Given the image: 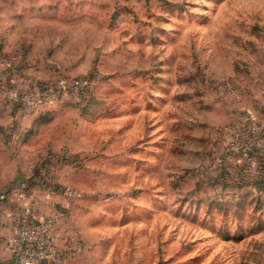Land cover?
<instances>
[{
    "label": "rangeland",
    "instance_id": "rangeland-1",
    "mask_svg": "<svg viewBox=\"0 0 264 264\" xmlns=\"http://www.w3.org/2000/svg\"><path fill=\"white\" fill-rule=\"evenodd\" d=\"M0 5L15 86L84 85L3 134L28 174L0 200L54 220L50 264H264V0Z\"/></svg>",
    "mask_w": 264,
    "mask_h": 264
},
{
    "label": "built area",
    "instance_id": "built-area-1",
    "mask_svg": "<svg viewBox=\"0 0 264 264\" xmlns=\"http://www.w3.org/2000/svg\"><path fill=\"white\" fill-rule=\"evenodd\" d=\"M0 62L7 64V59L0 46ZM9 82L16 85L15 77ZM5 92L4 108L9 114H15L19 109H33L40 105L61 99L65 92H71L74 98H79L84 88L80 78L60 77L56 80L45 82L36 89H23L15 86L12 89L2 87ZM15 230L7 237L6 246L11 250L12 256L0 264H50L56 255L53 235L54 220L52 218L33 217L21 215L16 219Z\"/></svg>",
    "mask_w": 264,
    "mask_h": 264
},
{
    "label": "crops",
    "instance_id": "crops-1",
    "mask_svg": "<svg viewBox=\"0 0 264 264\" xmlns=\"http://www.w3.org/2000/svg\"><path fill=\"white\" fill-rule=\"evenodd\" d=\"M3 0H0V4ZM14 25L12 18L6 15L5 10L0 5V42L2 43L3 51L7 58L6 67L0 65V91L3 86L6 89H12L14 84L9 82V79L16 77L18 80H26L27 82L33 80L35 77V68L32 59H28L22 47L14 39ZM2 40V41H1ZM16 43V44H15ZM19 48V49H18ZM10 64V65H9ZM36 79V78H35ZM6 93L0 92V190L2 187L12 182L11 180L20 181L22 177L28 174V171L19 169L17 157L11 156L5 151L6 140H3L4 132H7L11 126L20 122L22 112L9 114L4 108ZM19 124H22L21 122ZM21 182V181H20ZM21 182L20 184H22ZM12 184V183H11ZM10 184V185H11ZM19 207V204L13 201L0 200V261L8 260L12 256L11 250L6 246V239L15 230L17 226L16 219L21 215H15L14 209Z\"/></svg>",
    "mask_w": 264,
    "mask_h": 264
}]
</instances>
